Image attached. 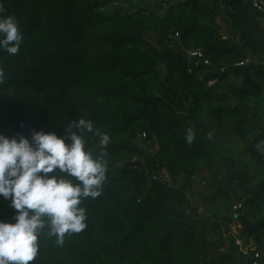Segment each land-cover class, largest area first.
<instances>
[{
  "label": "trees",
  "instance_id": "trees-1",
  "mask_svg": "<svg viewBox=\"0 0 264 264\" xmlns=\"http://www.w3.org/2000/svg\"><path fill=\"white\" fill-rule=\"evenodd\" d=\"M3 5L24 40L15 56L0 50V132L63 135L68 121L84 118L110 137L102 195L82 204L86 229L62 247L41 237L30 264H250L252 251L236 242L264 248V24L253 0ZM193 50L210 66L189 73ZM138 136L155 142L153 155L137 147ZM85 139L99 151L98 137ZM204 172L213 187L193 205L192 184ZM12 215L0 200V219Z\"/></svg>",
  "mask_w": 264,
  "mask_h": 264
},
{
  "label": "clouds",
  "instance_id": "clouds-1",
  "mask_svg": "<svg viewBox=\"0 0 264 264\" xmlns=\"http://www.w3.org/2000/svg\"><path fill=\"white\" fill-rule=\"evenodd\" d=\"M23 40L19 21L6 14L0 0V50L15 56ZM5 79L0 67V84ZM186 132L191 143L194 133ZM86 134L99 138L95 154L86 148ZM109 142L107 133L84 118L68 121L63 135L36 129L28 135L0 132V200L13 211L8 220L0 219V264H30L38 256L41 237L54 238L62 247L66 236L86 229L82 204L102 195Z\"/></svg>",
  "mask_w": 264,
  "mask_h": 264
},
{
  "label": "rangeland",
  "instance_id": "rangeland-1",
  "mask_svg": "<svg viewBox=\"0 0 264 264\" xmlns=\"http://www.w3.org/2000/svg\"><path fill=\"white\" fill-rule=\"evenodd\" d=\"M137 9L144 10L145 6L139 5ZM219 23L221 24L222 22L219 21ZM222 27H223V25H222ZM222 36H226L225 31H224V33H222ZM207 136L212 137L213 134L209 132V133H207ZM135 143H136L138 148L144 150L145 152L146 151L149 152V155H153L156 151V148H157L155 142H151V143L144 142L142 136H138ZM238 149H239V146H237L235 150L239 151ZM214 168L216 170L225 169V167L223 165H221L219 162H216ZM159 176H161V178L164 181L170 182V179H169L168 175L165 174V172L161 171ZM202 183H204L207 187H204L202 185ZM210 187H213V174H212V172H210V173L204 172L203 175L201 177H199L197 180H195V182L192 184V192L194 194V197L190 200L191 203L193 205H196L197 203L194 202V200H196V198L200 197L202 194L207 193L208 192L207 189ZM233 190L236 191L238 196L242 195L241 190L238 189V187L236 185L233 187ZM186 194L190 195L189 192H186ZM198 211L200 212L201 208H199ZM231 229H232L233 233H238V230L240 228H239V225H237V223H235ZM236 244L239 245L240 250L243 251L244 255H247V250L253 247V244L251 241L248 244L240 243L239 241H237Z\"/></svg>",
  "mask_w": 264,
  "mask_h": 264
},
{
  "label": "built area",
  "instance_id": "built-area-1",
  "mask_svg": "<svg viewBox=\"0 0 264 264\" xmlns=\"http://www.w3.org/2000/svg\"><path fill=\"white\" fill-rule=\"evenodd\" d=\"M253 6L255 7L256 11L259 14H262L261 21L264 24V2L261 0H253ZM175 37H178V34L175 35ZM186 57L188 61L191 64V67L188 69V72L190 73L194 68L203 67V66H210V62L204 54L200 50H193L186 52ZM249 63V60H246L245 62L238 63L235 66H244ZM223 71V70H221ZM214 82L209 81L207 83L208 86H211ZM241 208L240 204H236L233 207L234 211H237ZM252 251V254L250 256V264H264V248L263 249H257L255 247L250 248Z\"/></svg>",
  "mask_w": 264,
  "mask_h": 264
},
{
  "label": "water",
  "instance_id": "water-1",
  "mask_svg": "<svg viewBox=\"0 0 264 264\" xmlns=\"http://www.w3.org/2000/svg\"><path fill=\"white\" fill-rule=\"evenodd\" d=\"M236 213H237V211H236ZM238 221L240 223V228L243 229L247 233V235L249 237H252V235H253L252 228L250 226L246 225L244 223V221L240 217H238ZM215 245L218 247V244L217 243H215Z\"/></svg>",
  "mask_w": 264,
  "mask_h": 264
},
{
  "label": "crops",
  "instance_id": "crops-1",
  "mask_svg": "<svg viewBox=\"0 0 264 264\" xmlns=\"http://www.w3.org/2000/svg\"><path fill=\"white\" fill-rule=\"evenodd\" d=\"M219 21H221V20H218V23H219ZM219 25H221L220 33H224V31L226 30L225 29V24L224 23H221V24L219 23ZM222 25H223V27H222Z\"/></svg>",
  "mask_w": 264,
  "mask_h": 264
}]
</instances>
